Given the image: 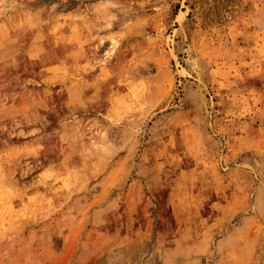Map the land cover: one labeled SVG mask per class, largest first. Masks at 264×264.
Returning a JSON list of instances; mask_svg holds the SVG:
<instances>
[{"label": "rangeland", "instance_id": "obj_1", "mask_svg": "<svg viewBox=\"0 0 264 264\" xmlns=\"http://www.w3.org/2000/svg\"><path fill=\"white\" fill-rule=\"evenodd\" d=\"M0 264H264V0H0Z\"/></svg>", "mask_w": 264, "mask_h": 264}]
</instances>
